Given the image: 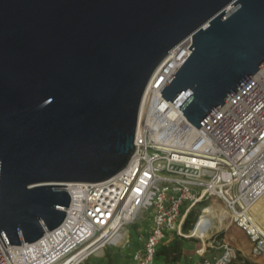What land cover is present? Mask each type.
<instances>
[{
	"label": "water",
	"instance_id": "95a60500",
	"mask_svg": "<svg viewBox=\"0 0 264 264\" xmlns=\"http://www.w3.org/2000/svg\"><path fill=\"white\" fill-rule=\"evenodd\" d=\"M191 54L162 88L201 127L264 64V0H0V235L41 238L135 151L146 88L168 53Z\"/></svg>",
	"mask_w": 264,
	"mask_h": 264
},
{
	"label": "built area",
	"instance_id": "2783aa9c",
	"mask_svg": "<svg viewBox=\"0 0 264 264\" xmlns=\"http://www.w3.org/2000/svg\"><path fill=\"white\" fill-rule=\"evenodd\" d=\"M183 97L164 98L169 105L149 101L146 114L139 112L135 151L118 173L66 185L71 203L58 227L36 241L7 246L0 235V264H86L101 249L129 245L128 226L140 220L145 224L132 254L138 264H160L158 251L169 234L200 241V260L178 264H232L244 250L233 246L226 227L211 226L206 237L187 234L203 207L215 202L229 211L230 228L242 232L236 235L248 237L249 259L264 258V228L251 212L264 195V64L199 128L179 110ZM204 202L185 232L188 215ZM124 227L123 243L117 236Z\"/></svg>",
	"mask_w": 264,
	"mask_h": 264
},
{
	"label": "bare ground",
	"instance_id": "6f19581e",
	"mask_svg": "<svg viewBox=\"0 0 264 264\" xmlns=\"http://www.w3.org/2000/svg\"><path fill=\"white\" fill-rule=\"evenodd\" d=\"M192 38L189 37L185 42H181L177 46H175L165 57V59L160 63L158 68L156 69L152 79L150 80L146 91L143 96V100L141 103V108H140V113L141 116L143 117L147 110L149 109L148 107V102L157 103L158 100L160 102H164L163 105H169V101L164 99V97L161 96L160 93V88L164 85V83L169 79V77L179 68L180 64L191 54L192 50L189 48L190 43H191ZM158 81V88H155V83ZM66 184H71V182L66 183ZM205 209V208H203ZM224 209V210H223ZM223 209L219 206H212L208 209L205 210V212H208L211 216V219H213V214L218 213L219 215L224 213L226 214V220L227 223L225 224V227L229 224H231V218H230V213L229 211L223 206ZM251 212L254 215L255 220L264 228V195L259 198V200L253 205ZM217 218V217H216ZM219 219V218H217ZM221 219V218H220ZM212 226L215 225V221L212 222ZM210 225H206L204 227V232L203 235L205 237L208 235V227ZM221 226V225H220ZM127 232L128 228L124 227L121 229L119 232V235L117 236V239L119 242H125L127 239ZM198 235V234H197ZM94 246V245H93ZM93 246L89 247L90 250L93 248ZM86 250V251H87ZM86 251L81 253L80 255H77L75 257L76 261L83 255ZM103 253V250H99L95 253V255H101Z\"/></svg>",
	"mask_w": 264,
	"mask_h": 264
},
{
	"label": "rangeland",
	"instance_id": "374dc122",
	"mask_svg": "<svg viewBox=\"0 0 264 264\" xmlns=\"http://www.w3.org/2000/svg\"><path fill=\"white\" fill-rule=\"evenodd\" d=\"M204 204H206V202H204V203H200L193 211H194V215H198L199 213H200V211H201V207L204 205ZM212 206H219V207H221L222 209H223V206L221 205V204H219V203H213L212 205H206V206H204L203 208H205V209H203V214H202V216H201V218H200V222L197 224V226L196 227H194V228H192V230L190 231V234L191 235H195V236H204L205 237V235H203V232H204V227L206 226V225H210L209 227H208V229L212 226L211 224H212V222L213 221H215L214 219H211V216H210V214L208 213V212H205V210L206 209H208V208H210V207H212ZM224 210V209H223ZM214 216V218H219V219H217L216 218V221H215V225L214 226H224L225 227V224L227 223V220H226V214L224 213V211L222 212V214H218V213H214L213 214ZM221 218V219H220ZM143 224H145V222L144 221H138V222H136V223H133V224H131V225H129L128 227H129V230H130V235H131V239H132V244L130 245V246H133L135 243H136V241H138L139 239H138V237H139V233H140V231H139V227L140 226H142ZM213 226V227H214ZM207 229V230H208ZM198 234V235H197ZM230 237V236H229ZM233 239V238H232ZM180 240H182V239H180ZM234 240V239H233ZM184 242V244L186 243V242H195V240H193V239H185V240H183ZM198 241V240H197ZM199 243H200V241H198ZM131 243V242H130ZM134 243V244H133ZM232 244H233V246H237L236 244H235V242L234 241H232L231 242ZM130 246H125V248L124 247H121V246H116V245H112V248H111V250L114 252V254H119V255H121L122 253L123 254H125V255H127V256H129L130 258H131V254H132V248L130 247ZM130 247V248H129ZM246 259H249V257H248V255H246L244 252H241V253H238V255H237V258L235 259L236 261H238V262H243V261H245ZM250 260V259H249ZM161 263L160 264H164L163 263V261L162 260H159ZM251 262H252V264H260V263H262V264H264V258H259L258 260H250ZM259 261V262H258Z\"/></svg>",
	"mask_w": 264,
	"mask_h": 264
},
{
	"label": "trees",
	"instance_id": "16d2710c",
	"mask_svg": "<svg viewBox=\"0 0 264 264\" xmlns=\"http://www.w3.org/2000/svg\"><path fill=\"white\" fill-rule=\"evenodd\" d=\"M197 217L198 215H194V211L190 212V214L188 215L184 223L185 232L190 231ZM226 228L229 232L230 237L234 239L233 241L235 242V244L238 247L242 248L246 254L252 256L251 255V243L248 237L245 234H242L243 236L236 235L235 231H238L240 233L242 232L238 230L237 228L236 229L230 228V224L227 225ZM187 234H190V233H187ZM183 240L185 239H182V240L175 239L170 245H162L159 248L157 259L165 261L168 264H178L181 261L182 255H183V247H184ZM241 252L242 251L239 250V253ZM232 264H252V262L249 259H246L243 262H238L235 260Z\"/></svg>",
	"mask_w": 264,
	"mask_h": 264
},
{
	"label": "crops",
	"instance_id": "0c3cea01",
	"mask_svg": "<svg viewBox=\"0 0 264 264\" xmlns=\"http://www.w3.org/2000/svg\"><path fill=\"white\" fill-rule=\"evenodd\" d=\"M150 226V223H147V227ZM146 229V228H145ZM175 239H182L178 238L174 234H169L167 239L162 243V245H170ZM132 244L131 243L128 246ZM134 244V243H133ZM139 242L136 241V243L133 246H130L132 248V254L136 247L138 246ZM199 242H186L183 247V256L182 261L189 262L191 260H200V257L195 253V248L199 245ZM161 245V246H162ZM119 247V246H118ZM124 247L125 246H121ZM129 247V248H130ZM112 246L109 248L103 250V253L101 255H92L90 258L86 261V264H138L131 254V258L125 254H114V252L111 250ZM192 255V256H190ZM161 263V262H160ZM164 264H168L165 261H163Z\"/></svg>",
	"mask_w": 264,
	"mask_h": 264
}]
</instances>
